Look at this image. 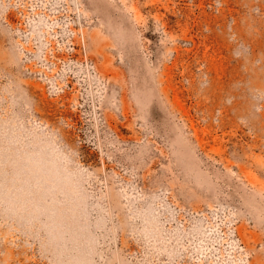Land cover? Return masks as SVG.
<instances>
[{
    "label": "rangeland",
    "instance_id": "374dc122",
    "mask_svg": "<svg viewBox=\"0 0 264 264\" xmlns=\"http://www.w3.org/2000/svg\"><path fill=\"white\" fill-rule=\"evenodd\" d=\"M0 264H264V0H0Z\"/></svg>",
    "mask_w": 264,
    "mask_h": 264
}]
</instances>
